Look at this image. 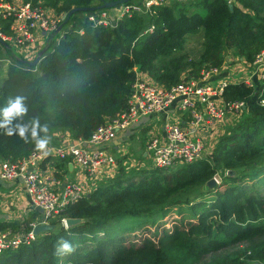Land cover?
Here are the masks:
<instances>
[{
  "label": "trees",
  "instance_id": "16d2710c",
  "mask_svg": "<svg viewBox=\"0 0 264 264\" xmlns=\"http://www.w3.org/2000/svg\"><path fill=\"white\" fill-rule=\"evenodd\" d=\"M41 1L63 15L114 0ZM84 12L93 11L74 13L70 29L50 43L36 66L0 46L11 58L0 77V109L9 98L25 96L29 111L23 122L39 117L47 123L51 146H57L55 133L89 138L124 112L138 72L170 89L184 78H199L204 69L221 68L229 54L252 63L264 47V0H169L114 17L109 25H94ZM198 34L201 52L194 59L187 43ZM261 91L263 84L227 88L224 98L244 101L247 111L211 155L169 169L122 168L61 211L51 223L54 229L0 251V264H264ZM33 152L34 143L0 129V163ZM215 177L221 182L211 188ZM62 218L81 222L66 227ZM147 225L153 231L129 239ZM7 230L28 231L29 224L0 219V232ZM61 240L74 251L58 255Z\"/></svg>",
  "mask_w": 264,
  "mask_h": 264
},
{
  "label": "built area",
  "instance_id": "2783aa9c",
  "mask_svg": "<svg viewBox=\"0 0 264 264\" xmlns=\"http://www.w3.org/2000/svg\"><path fill=\"white\" fill-rule=\"evenodd\" d=\"M163 1L169 0H143L142 3L122 5L119 17L136 11L145 12ZM66 15L43 6L41 0H0V40L17 57L32 62ZM88 19L94 25L112 23L108 9L93 11ZM230 63L232 66L239 64V67L226 66ZM238 83L255 88L264 85V47L252 63L231 57L221 68L204 69L199 78H184L170 89L138 72L127 109L97 127L89 138L49 145L46 155L37 151L17 162H1L0 179L21 180L34 209L40 207L43 212L39 219L30 223L28 231L0 232V251L29 244L36 236V226L51 225L60 217L61 211L117 176L120 168L113 152L114 141L120 132L142 118L164 117L162 136H153L147 143V153L154 161L151 167L169 169L211 155L213 148L199 132L215 127L229 117H241L247 111L244 101L224 98L227 88ZM260 95L259 103L264 106V91ZM55 158L72 163L77 170V180H61L53 166L52 159ZM215 179L219 183L220 178ZM66 220L62 218L65 226Z\"/></svg>",
  "mask_w": 264,
  "mask_h": 264
},
{
  "label": "crops",
  "instance_id": "0c3cea01",
  "mask_svg": "<svg viewBox=\"0 0 264 264\" xmlns=\"http://www.w3.org/2000/svg\"><path fill=\"white\" fill-rule=\"evenodd\" d=\"M111 12V18L119 17L118 11L110 10ZM117 14V15H116ZM232 69H237L239 67V64L230 66ZM223 74H226L223 72ZM172 110L175 109V106L171 107ZM174 115L176 114L175 111H173ZM155 117H145L140 119L136 124L132 125L128 129L120 132L118 134L117 139L114 141V148L113 152L114 155L119 157V168L120 170L122 168L125 169H142L145 167H141V165H138L139 161L136 162L135 158L127 157L130 154V148L132 146H135L137 149H141L142 147L139 146L140 140L137 138L135 141V135L138 132V129H141V131H145L147 128V122L149 119H152ZM163 118L164 117H157L153 120H161V125L158 127L156 126L152 131L154 133V136H158L163 134ZM184 121V120H182ZM237 122V117L232 116L227 118L225 121L218 123L215 127L212 128H206V131L199 132L202 135H205L208 141V145H210L212 148H214L215 143L221 138L222 135L225 134V132L228 130L230 126H233ZM204 129V127H203ZM54 137L56 138L57 145H60L62 141L68 140L76 141L78 138L73 137L69 132H59L55 133ZM135 141V142H134ZM134 142V143H131ZM132 144V145H131ZM138 145V146H137ZM211 148V149H212ZM136 154V153H134ZM144 156L148 157L147 149L144 151ZM53 166L57 170V176L61 179L67 182L69 179H73L71 181L77 180V170L73 166L72 163L67 162L65 160L60 159H52ZM52 162L50 161V165H52ZM38 213V216L36 215ZM40 211L37 209H34L33 205L31 204L30 197L27 194L22 181H4L0 179V219H11V220H17L22 222L24 225L29 224L32 222L31 218L35 215V219H39L41 217ZM35 220V221H36ZM34 221V222H35Z\"/></svg>",
  "mask_w": 264,
  "mask_h": 264
},
{
  "label": "clouds",
  "instance_id": "9594fccd",
  "mask_svg": "<svg viewBox=\"0 0 264 264\" xmlns=\"http://www.w3.org/2000/svg\"><path fill=\"white\" fill-rule=\"evenodd\" d=\"M26 100L27 98L22 95L8 99L7 105L0 109L3 116L2 121H0V129L4 130V134L7 136L18 135L25 143H34L35 150L46 155L51 141L49 126L47 123L41 124L39 117H32L28 122H23L29 111ZM14 120H19V122L13 124ZM73 251L74 247L68 241L61 240L58 242V255H67Z\"/></svg>",
  "mask_w": 264,
  "mask_h": 264
},
{
  "label": "rangeland",
  "instance_id": "374dc122",
  "mask_svg": "<svg viewBox=\"0 0 264 264\" xmlns=\"http://www.w3.org/2000/svg\"><path fill=\"white\" fill-rule=\"evenodd\" d=\"M122 8H123V6L122 5H119V6L115 7V8H113V9H108V11H110V10H113L114 11L115 10V11H118L120 13V11L122 10ZM85 15H88L87 12H84V16ZM69 29H70V26L69 25H65L64 28L62 29V31L59 33V35H57L55 37L54 43H56L57 41H59L60 38L62 37V35H64L65 32L68 31ZM201 41H202V35L201 34H198V35H195V36H190V38L188 40L187 48H188L191 56L194 59H197L199 57V55H200V52H201ZM13 50L16 53H18V51L16 50L15 47H13ZM231 57H235V56L233 54L227 55L224 64L227 62V59H229ZM237 58H239V57H237ZM10 63H11V58L9 56V53L6 52L5 49H3V48L1 49L0 48V77L1 78H3V77L6 76L7 68H8V66H9ZM232 65H233V63H230V64H227L226 66H232ZM153 119H155V118H152V119H149L148 120V122H147V128L145 129V131H141V129H138V132L135 135V141L138 138L140 140L139 146L142 147V148L141 149H137L135 146H132L130 148V154L127 156V157H131V158L132 157L135 158V161L136 162L139 161L138 162L139 163L138 165H141V167H151V166H154L153 158L152 157H149V156L148 157H145L144 154H143L144 151H145V149H146V147H147V143L154 136V133H153L152 130L156 126L159 127L161 125V120H153ZM239 119H240V117H237V121H239ZM134 142H131V143H134ZM134 153H136V154H134ZM118 159H119V157H118ZM71 180H73V179H69L67 181H71ZM220 182L221 181L219 180V183ZM262 193L264 195V191ZM149 231H153V226L147 225V226H144L142 228L137 229V232L136 233L130 234L129 236L127 234L126 235L129 237V239H132V238H134V235H136V236L138 235V237L145 236L146 232L148 233ZM127 240H128V238H127Z\"/></svg>",
  "mask_w": 264,
  "mask_h": 264
},
{
  "label": "water",
  "instance_id": "95a60500",
  "mask_svg": "<svg viewBox=\"0 0 264 264\" xmlns=\"http://www.w3.org/2000/svg\"><path fill=\"white\" fill-rule=\"evenodd\" d=\"M129 1L131 0H114V1H106L104 2L102 5L100 6H97V7H93V8H83V7H77L75 9H73L70 13H68L66 15V17L64 18V21L60 24V26L57 28V30H55L53 33H51L49 35V38H48V41L45 45V47L40 51L39 55L37 56V58L32 61V62H29V61H24L20 58H18L20 61H23L31 66H36L41 57L43 56V54L47 51V49L49 48V45L50 43L55 39V37L62 31V29L64 28L65 25H67L70 17L78 12V11H96V10H100V9H111V8H114V7H117L119 5H125L126 3H128ZM0 42L4 45V46H7L9 47L7 44L3 43L1 40ZM217 180L215 178L211 179L209 182H208V185L209 187L211 188H214L216 185H217ZM38 211L40 212H43L42 208L38 207L37 208ZM81 222V220H77V219H67L66 220V227H70L76 223H79ZM54 229V226L53 225H38L35 227L34 229V233L36 235H38L39 233L43 232V231H47V230H52Z\"/></svg>",
  "mask_w": 264,
  "mask_h": 264
}]
</instances>
